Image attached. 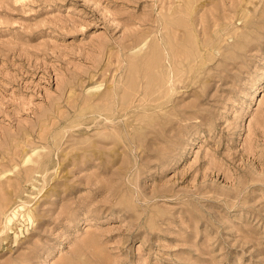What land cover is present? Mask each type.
Segmentation results:
<instances>
[{
  "label": "rangeland",
  "instance_id": "374dc122",
  "mask_svg": "<svg viewBox=\"0 0 264 264\" xmlns=\"http://www.w3.org/2000/svg\"><path fill=\"white\" fill-rule=\"evenodd\" d=\"M0 264H264V0H0Z\"/></svg>",
  "mask_w": 264,
  "mask_h": 264
},
{
  "label": "bare ground",
  "instance_id": "6f19581e",
  "mask_svg": "<svg viewBox=\"0 0 264 264\" xmlns=\"http://www.w3.org/2000/svg\"><path fill=\"white\" fill-rule=\"evenodd\" d=\"M184 21V20H183ZM204 41V40H203ZM185 51V50H184ZM185 54V53H184ZM187 54H188V52H187ZM186 55V54H185ZM209 60V59H208ZM210 61H211V59H210ZM174 69V68H173ZM172 72V71H171ZM171 89H172V87H171Z\"/></svg>",
  "mask_w": 264,
  "mask_h": 264
}]
</instances>
